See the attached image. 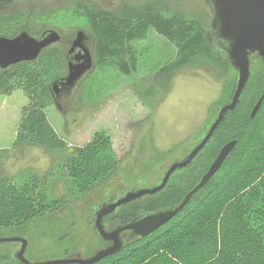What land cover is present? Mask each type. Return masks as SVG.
<instances>
[{"label": "trees", "instance_id": "trees-1", "mask_svg": "<svg viewBox=\"0 0 264 264\" xmlns=\"http://www.w3.org/2000/svg\"><path fill=\"white\" fill-rule=\"evenodd\" d=\"M55 1L49 8L8 11V0H0V36L14 37L25 30L40 37L53 27L50 17L71 12L86 20L83 30L90 38L93 68L113 66L129 74L137 64L131 42L145 38L153 27L177 47L176 57L153 75L151 88H163L164 95L174 76L190 69H209L221 81L232 68L224 41L210 30L212 19L201 8L189 14L182 0H121L113 8L103 7L102 0ZM59 31L61 39L35 60L0 67V96L22 89L29 100L12 146L0 149V236L80 202L110 185L123 169L107 132L97 131L83 146L69 147L48 119L46 109L55 104L52 85L68 73V43L77 29ZM251 60V76L238 105L227 113L197 157L177 171L163 190L128 203L104 222L112 229L140 213L178 205L206 173L220 148L236 140L221 168L169 222L145 237L127 239L118 253L94 264H264V100L251 117L264 89V62L256 54ZM31 147L65 152V157L44 173L22 170L14 174L10 170L14 158L9 157ZM60 182L64 193L57 195L54 188ZM0 264L23 263L0 254Z\"/></svg>", "mask_w": 264, "mask_h": 264}, {"label": "rangeland", "instance_id": "rangeland-1", "mask_svg": "<svg viewBox=\"0 0 264 264\" xmlns=\"http://www.w3.org/2000/svg\"><path fill=\"white\" fill-rule=\"evenodd\" d=\"M119 1L102 0L100 3L105 8H111ZM127 1L135 3L143 0ZM8 2L10 6L7 10L13 11L37 6L49 8L57 1ZM198 2L202 3L200 7ZM181 4L189 14L197 13L201 8L210 20L213 19L214 11L206 0H182ZM49 23L58 31L59 28H75L78 31L87 26L84 18L67 11L50 17ZM88 42L90 45V38ZM131 45L137 57L135 70L126 74L113 66L97 65L79 80L70 95L63 93L58 98L59 105L55 103L46 109L50 123L69 147L83 146L97 131L107 132L123 169L110 185L80 202L37 218L23 230H8L3 234L26 237L30 244L26 256L31 261L56 259L67 253H80L87 257L106 246V241L94 225L96 218L93 219V211L97 206L114 201L129 190L158 184L171 163L185 157L200 141L222 102L230 98L237 75L234 68H230L221 81L209 69H190L174 76L166 95L163 88L152 89L153 75L176 57L177 47L153 27H149L145 38L134 40ZM151 90L153 92L149 94ZM28 103L22 89L0 96V149L12 146L22 109ZM64 157L65 152L31 147L9 157L10 160L14 158L10 170L14 174L22 170L44 173L53 162ZM54 192L62 195L64 184H56ZM17 245L0 244V254L14 256L18 251Z\"/></svg>", "mask_w": 264, "mask_h": 264}, {"label": "water", "instance_id": "water-1", "mask_svg": "<svg viewBox=\"0 0 264 264\" xmlns=\"http://www.w3.org/2000/svg\"><path fill=\"white\" fill-rule=\"evenodd\" d=\"M206 1L214 11L210 30L215 37L224 41L227 58L232 68L237 71V78L229 100L218 108L217 115L200 141L188 151L185 157L171 163L158 184L149 188L129 190L122 197L97 206L95 212L93 211L96 218L94 225L97 233L107 242L106 246L99 248L87 257L79 254L76 257H59L44 261H31L26 256L30 245L26 237L18 235L0 236V244H20L19 250L14 255L17 260L23 264L97 263L109 255L118 253L125 244V237L128 232V239L145 237L169 222L188 204L192 196L221 168L227 157L234 150L237 143L236 140H231L220 148L206 173L178 205L166 209L140 213L130 222L119 224L111 230H107V226L102 222L105 217L113 214L128 203L147 195H154L163 190L174 173L187 167L205 148L218 126L224 121L227 113L234 110L238 105L240 96L251 76V55L256 54L264 62V0ZM60 39L61 33L53 28L45 31L40 37L33 36L25 30L14 37L0 36V67L7 68L19 62L35 60L43 49L58 42ZM88 40L89 37L86 32L80 29L76 32L69 46L68 73L64 78L54 82L52 85L54 102L57 105H59L58 98L63 93L67 96L70 95L79 80L94 66L93 54ZM263 100L264 89L251 111V117L257 114Z\"/></svg>", "mask_w": 264, "mask_h": 264}, {"label": "flooded vegetation", "instance_id": "flooded-vegetation-1", "mask_svg": "<svg viewBox=\"0 0 264 264\" xmlns=\"http://www.w3.org/2000/svg\"><path fill=\"white\" fill-rule=\"evenodd\" d=\"M183 169H184V168H183ZM93 219L95 220V216H94V214H93ZM103 222H104V219H103ZM94 223H95V222H94ZM104 224H105V222H104ZM105 226H107V225L105 224ZM107 230H111V229H109V227H107ZM128 236H129V232L127 233L125 239H127ZM106 243H107V242H106ZM19 248H20V244L18 243V245H17V249H16V250H19ZM16 252H17V251H16ZM79 254H80V253H76V254L67 253V254H65V255L62 256V257H76V256H79ZM81 256H83V255L81 254ZM83 257H84V256H83Z\"/></svg>", "mask_w": 264, "mask_h": 264}, {"label": "crops", "instance_id": "crops-1", "mask_svg": "<svg viewBox=\"0 0 264 264\" xmlns=\"http://www.w3.org/2000/svg\"><path fill=\"white\" fill-rule=\"evenodd\" d=\"M4 102H5V98L2 99V104H4ZM3 106H4V105H3ZM13 111H14V110H13Z\"/></svg>", "mask_w": 264, "mask_h": 264}, {"label": "bare ground", "instance_id": "bare-ground-1", "mask_svg": "<svg viewBox=\"0 0 264 264\" xmlns=\"http://www.w3.org/2000/svg\"><path fill=\"white\" fill-rule=\"evenodd\" d=\"M50 29H52V28H50ZM54 29V28H53ZM49 30V29H48ZM245 89V88H244ZM102 222H103V220H102ZM104 223V222H103ZM106 224V223H105ZM19 261V260H18Z\"/></svg>", "mask_w": 264, "mask_h": 264}]
</instances>
